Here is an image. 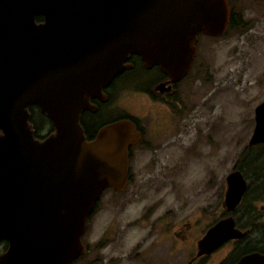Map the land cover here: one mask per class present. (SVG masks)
I'll return each mask as SVG.
<instances>
[{
  "label": "water",
  "instance_id": "1",
  "mask_svg": "<svg viewBox=\"0 0 264 264\" xmlns=\"http://www.w3.org/2000/svg\"><path fill=\"white\" fill-rule=\"evenodd\" d=\"M229 15L227 0H0V239L8 243L0 264H69L85 253L86 219L102 191L125 188L127 149L141 132L123 118L86 140L80 112L94 110L89 98L129 66L127 54L179 81L197 36H221ZM31 105L52 126L41 139ZM253 119L247 146L264 143V100ZM245 181L238 169L226 174V212L240 204ZM245 233L231 214L219 218L194 256ZM233 264H264V254Z\"/></svg>",
  "mask_w": 264,
  "mask_h": 264
},
{
  "label": "rangeland",
  "instance_id": "2",
  "mask_svg": "<svg viewBox=\"0 0 264 264\" xmlns=\"http://www.w3.org/2000/svg\"><path fill=\"white\" fill-rule=\"evenodd\" d=\"M228 4L241 21L251 24L245 31L230 28L221 36L198 35L189 77L177 85L179 114L147 104L134 87L122 90L109 103L110 110L139 122L144 141L131 150L125 188L119 192L106 188L97 199L81 236L87 250L72 264H187L195 239L215 219L227 215L222 206L225 176L249 147L253 109L264 100V0H228ZM48 127L43 119L37 131L44 135ZM249 148L247 168L252 169L251 159L264 150V143ZM245 180L251 186L259 181L250 175ZM258 191L255 198L253 188L231 213L234 219L241 206L249 205L250 214L259 218H251V226L258 229L243 243H226L192 264H230L250 238L264 249V189ZM188 217L189 226L197 223L182 248L177 238L178 249L172 255L160 223L180 224Z\"/></svg>",
  "mask_w": 264,
  "mask_h": 264
},
{
  "label": "flooded vegetation",
  "instance_id": "3",
  "mask_svg": "<svg viewBox=\"0 0 264 264\" xmlns=\"http://www.w3.org/2000/svg\"><path fill=\"white\" fill-rule=\"evenodd\" d=\"M38 16H41V15H38ZM36 22H39V21H36ZM127 55L128 56L124 63L129 66L124 68L120 73L116 74L114 78H112L106 85L102 86L100 95L89 98V103L93 105L94 110L91 111L89 108L83 109L80 112L79 125L81 126V129L83 130V134L86 140H91L95 136L99 127L104 126L107 123H111L115 120L123 119V118H128L132 120L135 125L134 126L135 129L141 132V139L137 141L135 144L131 145L127 149L128 161H129L131 150L134 149V147L136 146L139 147L143 145L144 130L140 126L139 122H136L134 120L132 115H129L127 113L119 114L115 110H110L109 103L112 101V98L116 94L122 92V90L131 89L132 87H134L135 89H138V92L141 93V95L143 96V99L146 100L145 102H147V104H150L153 106H157V105L162 106L166 109L167 113H170L171 115H174L176 113L179 114L180 111H177L178 107L180 106L179 102L177 101L178 100L177 85L184 79L185 76L179 81L172 82L169 80V77H167V75L164 74L159 69L157 65H151V67L147 68L143 66L144 64L140 56H138L137 54H127ZM108 112H112V113L108 116H105ZM47 121H48V124H50V121L48 120V118H47ZM51 131L45 133L44 135L38 134L34 136L36 138L41 139L45 137ZM128 170H129V166L127 168V171ZM128 179H129V173H127V182H128ZM252 219L256 221L259 218L257 215H254ZM188 220H189V217L185 221H182L180 224H178L176 221H165L167 223V226H165L164 223L162 224V222L160 223L162 226L161 230H165L167 232L166 234L168 235L167 241L169 243L168 246L170 249V254L175 253L178 249V241H177L178 237L180 241L182 242V243L180 242L181 248L183 246L182 244H184L185 242L189 240L188 232L190 230H193L194 225L197 223V221H192L191 226H189ZM216 220L217 219H215L214 222H216ZM213 223H211L210 225H212ZM235 226H236V222H235ZM256 228L258 229L256 225H253L252 232H254ZM261 228H262L261 230H264V227L262 225H261ZM241 230H246V229L241 228L240 231ZM204 232L205 231L201 232L200 235L197 237V239H195L196 242L193 244L194 254L189 256V260L187 264H192L193 262H197V261L202 262L204 259L208 257V255H211L215 251H218L226 243H233V244L240 243V242L243 243L247 235L245 234L243 237L238 238V239H229L225 241L224 243H221V245L218 248H216L209 254H206V255L202 254L199 256H194L197 252V245H196L197 241L204 234ZM252 232H251V235H252ZM254 242H256V239ZM249 243H250V248L258 247V246H254V243H252L251 238H250ZM7 245H8L7 240L4 238H1L0 239V255L2 254V252H5ZM252 251L253 252L257 251L260 254H264V249L248 250V251L242 252V254L252 252ZM242 254H239L238 257H236V259H234V261L231 264H233ZM222 256L224 257L226 255L224 254ZM74 261H76V259L70 261L69 264H72ZM172 264H175V262L172 261Z\"/></svg>",
  "mask_w": 264,
  "mask_h": 264
},
{
  "label": "trees",
  "instance_id": "4",
  "mask_svg": "<svg viewBox=\"0 0 264 264\" xmlns=\"http://www.w3.org/2000/svg\"><path fill=\"white\" fill-rule=\"evenodd\" d=\"M232 8L233 7L230 6L229 22H228V25L226 27V30L233 28L234 30H237V31H241V30L245 31L247 29V27L249 26V24H251L250 21H247L246 23H244V21H241L240 14L235 13L234 9H232ZM41 19H42L41 16L35 17L36 21H40ZM190 70H191V67H190L189 71L187 72V74L185 75V77H189L188 75H189ZM28 110L30 113L29 122L31 123V126L33 128L34 135H38L39 133L37 130L40 129L42 120L43 119L47 120V118L44 114H42L39 111V109L36 107V105L29 106ZM51 130H52V126L49 124L47 132H49ZM249 147H245V149L240 153V156H241V157H239L240 163H238L236 166H234V168L240 170L241 173L243 174L244 178H246L250 175V177L253 179V181H254V177L255 178L258 177L259 181H257L258 183H256L255 186L253 185L254 187L251 186L250 183L249 184L247 183V187H246L245 192L243 193L242 198H245L249 192H251V191L253 192V188L256 192L255 195H253V196L256 198V196L261 193L260 191H258V189H261V190L264 189V156H263V158H261L259 160H256V158H255V157H258V155L262 156V152L264 150H261L260 152L257 153V155L255 157H252V159H251L252 169H248L247 168V162H248V158H249V150H250ZM248 172H249V174H248ZM253 196H252V199H253ZM239 206H240V204H238V207ZM241 207H242L241 210L239 211L238 215L234 219L236 222V226L239 227L240 229L241 228L246 229L245 231H247V236H248L253 231L252 230L253 227L251 226V224H253V220L251 221V218L254 215L250 214V206L249 205L248 206L243 205ZM232 212H226V213L231 214ZM254 249L259 250L260 248L259 247L250 248V243L244 244L241 247V252L239 254H242V252H245L248 250H254ZM239 254H237V255H239ZM232 262H230V264Z\"/></svg>",
  "mask_w": 264,
  "mask_h": 264
}]
</instances>
